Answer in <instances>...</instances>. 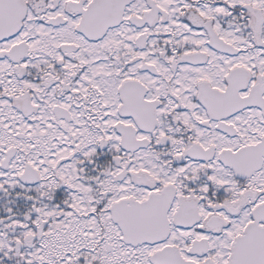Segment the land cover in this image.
<instances>
[{"label": "snow or ice", "instance_id": "6c2138e0", "mask_svg": "<svg viewBox=\"0 0 264 264\" xmlns=\"http://www.w3.org/2000/svg\"><path fill=\"white\" fill-rule=\"evenodd\" d=\"M0 264H264V0H0Z\"/></svg>", "mask_w": 264, "mask_h": 264}]
</instances>
